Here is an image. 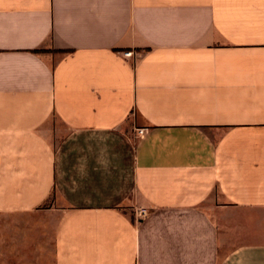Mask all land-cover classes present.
<instances>
[{
	"label": "crops",
	"instance_id": "obj_1",
	"mask_svg": "<svg viewBox=\"0 0 264 264\" xmlns=\"http://www.w3.org/2000/svg\"><path fill=\"white\" fill-rule=\"evenodd\" d=\"M0 214L4 263L44 215L51 264H264V0H0Z\"/></svg>",
	"mask_w": 264,
	"mask_h": 264
},
{
	"label": "rangeland",
	"instance_id": "obj_2",
	"mask_svg": "<svg viewBox=\"0 0 264 264\" xmlns=\"http://www.w3.org/2000/svg\"><path fill=\"white\" fill-rule=\"evenodd\" d=\"M50 125L52 126V128H54L55 130L57 128H60V126L62 125V122L56 117H52V119L50 120ZM0 221L2 222H8V221H12L15 224L19 221L20 219L18 218H11L8 216H3L0 214ZM41 222L43 225L42 228V252H41V263L40 264H51L52 262V256H53V250H52V235L54 232V227H53V220L48 217V216H44L42 215L41 217ZM28 257V255H26ZM29 257H32V254H29ZM32 259V258H31ZM0 264H35L34 262H10V263H4V262H0Z\"/></svg>",
	"mask_w": 264,
	"mask_h": 264
},
{
	"label": "built area",
	"instance_id": "obj_3",
	"mask_svg": "<svg viewBox=\"0 0 264 264\" xmlns=\"http://www.w3.org/2000/svg\"><path fill=\"white\" fill-rule=\"evenodd\" d=\"M133 52H126V55L129 56L131 55ZM147 129L146 128H141L139 129V136L142 137L145 135ZM147 214V210L146 209H140L137 213H136V218L142 219L143 217H145Z\"/></svg>",
	"mask_w": 264,
	"mask_h": 264
}]
</instances>
